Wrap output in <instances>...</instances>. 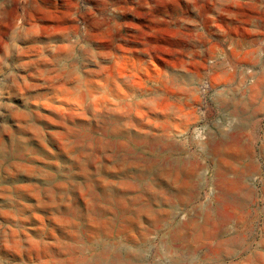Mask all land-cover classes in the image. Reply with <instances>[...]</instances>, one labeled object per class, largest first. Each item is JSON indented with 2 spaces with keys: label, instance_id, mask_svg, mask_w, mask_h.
Masks as SVG:
<instances>
[{
  "label": "rangeland",
  "instance_id": "1",
  "mask_svg": "<svg viewBox=\"0 0 264 264\" xmlns=\"http://www.w3.org/2000/svg\"><path fill=\"white\" fill-rule=\"evenodd\" d=\"M0 264H264V0H0Z\"/></svg>",
  "mask_w": 264,
  "mask_h": 264
},
{
  "label": "bare ground",
  "instance_id": "2",
  "mask_svg": "<svg viewBox=\"0 0 264 264\" xmlns=\"http://www.w3.org/2000/svg\"><path fill=\"white\" fill-rule=\"evenodd\" d=\"M208 221V220H207Z\"/></svg>",
  "mask_w": 264,
  "mask_h": 264
}]
</instances>
